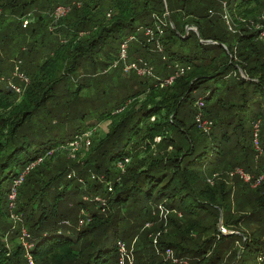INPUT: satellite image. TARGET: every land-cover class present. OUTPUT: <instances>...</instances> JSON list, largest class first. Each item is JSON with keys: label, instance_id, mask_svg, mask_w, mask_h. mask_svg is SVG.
Wrapping results in <instances>:
<instances>
[{"label": "trees", "instance_id": "16d2710c", "mask_svg": "<svg viewBox=\"0 0 264 264\" xmlns=\"http://www.w3.org/2000/svg\"><path fill=\"white\" fill-rule=\"evenodd\" d=\"M165 2L0 0V264H118L119 241L134 239L133 264H173L169 250L175 264L252 255L264 264V180L251 185L264 176V40L254 28L264 0ZM66 5L51 32V13ZM191 26L200 37L186 36ZM149 30L167 63L147 49ZM131 37V61L158 78L177 64L185 73L164 85L124 71L120 48ZM91 131V146L73 152ZM250 220L261 234H249ZM23 229L30 247L17 242Z\"/></svg>", "mask_w": 264, "mask_h": 264}, {"label": "built area", "instance_id": "2783aa9c", "mask_svg": "<svg viewBox=\"0 0 264 264\" xmlns=\"http://www.w3.org/2000/svg\"><path fill=\"white\" fill-rule=\"evenodd\" d=\"M72 10V6H58L57 8L54 9L53 13H51V18L53 19V21L57 22L60 21L61 19L67 17L70 12ZM31 17L32 15L29 14L27 16H24L22 18V26L23 28H27L29 26V24L31 23ZM262 22L264 23V14L261 17ZM258 28L260 33H259V38L264 40V24L261 27V24H258ZM147 36H150L153 39L154 33L152 31H147L146 33ZM131 39H133V37L129 38L127 42L122 44V59L126 58L127 55V49L129 46V43L131 41ZM145 64V66L143 68H139L138 65L136 64H131L129 65L127 68L128 69H132V70H136L138 71V73H140L141 71L143 72L141 75H145V76H152V70L153 68L151 66H149L146 62H143ZM135 67V68H133ZM154 72V71H153ZM185 73V69L180 67V66H176V71L175 74L172 75L171 77H169V79L165 82H163L164 85H170L174 82V80L179 77L182 76ZM148 74V75H147ZM15 76L19 77L22 81H25L27 83H29L28 78L19 71V66L16 67L15 69ZM153 78V77H151ZM12 88H14L18 93H21L22 90L21 88L17 87L14 84H11ZM198 121L201 123L200 126L204 129V130H209L210 129V123L207 121H202L201 118H198ZM93 132H87L79 137H77L71 144L70 147L72 148L73 152L79 150L80 147H82L83 145H86L87 147L91 146V137H92ZM237 174L240 175V177L247 183L251 182V176L248 175L247 173H245L242 170H238L236 172ZM264 180V176H261L258 180H256L254 183H252L251 185H253V187H256L260 184L261 181ZM109 191H112V187L109 188ZM11 197V198H10ZM10 199V204L12 206H14L15 204V200H16V192L13 191L11 193V195L9 196ZM12 199V200H11ZM96 200L100 201V198H96ZM23 231H25L23 229ZM29 235L27 234V232L25 231V235L24 238H28ZM157 241V239H155V242ZM24 245L26 247H30V245L28 244V242L26 241L24 243ZM118 252H119V261L118 264H133L135 257H134V253H133V249H129L128 245L125 242L119 241L118 243ZM172 251H168L167 252V257L169 254H171ZM169 258L174 262V263H178V259L174 258L172 255H169Z\"/></svg>", "mask_w": 264, "mask_h": 264}, {"label": "rangeland", "instance_id": "374dc122", "mask_svg": "<svg viewBox=\"0 0 264 264\" xmlns=\"http://www.w3.org/2000/svg\"><path fill=\"white\" fill-rule=\"evenodd\" d=\"M223 5H224V3H223ZM66 6H72V5H66ZM224 7H225V5H224ZM72 8H73V6H72ZM68 17V16H67ZM243 19V18H242ZM21 20V22H22V18L20 19ZM62 20V19H61ZM60 20V21H61ZM223 20L224 21H226V24L228 25V30L229 31H231V32H237V31H239V29H240V27H237V24H235V21L233 20V18L230 16V13L228 12V10H227V7H225V10L223 11ZM246 20H249V19H243V22H246ZM60 21H57V22H55V21H52L51 22V25H50V27H51V29L53 28L52 27V25L53 24H55V23H58V22H60ZM261 22V27H262V25L264 24L262 21H260ZM254 28L256 29V31H258L260 28H258V24H255V26H254ZM196 30H198L197 29V27H195V26H191V27H188L187 28V35L186 36H188V33L191 31V32H195L196 33ZM55 30H54V28H53V30H51V32H54ZM253 31H255V30H253ZM161 35L163 34V32L162 33H160ZM149 38H148V41L149 42H153L154 44H152V43H148V45H149V48H147V49H152L153 51H154V53L156 54L155 56H156V58L157 57H161L162 58V60H163V62H165V63H167L168 62V56H165L164 55V52H165V49H164V47H163V42L161 41V40H159V39H155L154 40V37H155V35L153 36V39L150 37V36H148ZM133 39H131V41H132ZM3 55V54H2ZM4 56V55H3ZM119 57H120V60H119V62L121 63V67H123V69H124V71L126 70V71H131V72H136V74L139 76V77H142V78H149V79H151L150 77H153V78H155V79H160V81H162V83L163 82H165L166 83V81L169 79V77H170V75L169 76H167V77H163V78H158L157 77V75H156V70L154 69V72H155V74H154V72H153V70H152V76H150V75H148V76H145V75H141L143 72L141 71L140 73H138V71H136V70H132V69H128L127 67L129 66V65H131V64H136V65H138L139 66V68L141 69V68H143L144 66H145V64L143 63V62H145V61H143V60H139V61H136V60H133V61H131L130 60V58H129V52H128V49H127V55H126V58L125 59H122V47L120 48V54H119ZM13 59V58H12ZM12 61V60H11ZM11 64H13V61L12 62H10ZM177 63H180V62H177ZM179 64H177V66H178ZM115 67H117V66H115ZM114 67V68H115ZM173 67L174 66H172L171 64H169V69L170 68H172L173 69ZM133 68H135V67H133ZM12 72H13V70H12ZM14 73V72H13ZM156 75V76H155ZM26 76V75H25ZM27 77V76H26ZM75 83H77V82H79L78 81V79H74L73 80ZM125 82H127V81H125ZM13 84V83H12ZM203 94L205 93V90H203V92H202ZM202 93H200V94H202ZM108 128H109V125L106 123V124H104V125H102L101 126V128H98V133H99V135H102L103 133H105V132H107L108 131ZM207 145L209 146V144L207 143ZM208 150V149H207ZM7 185H10V181H8L7 182ZM11 198V197H10ZM85 199H87V198H85ZM12 200V199H11ZM8 205L10 206L9 207V213H10V218H9V220H10V222H11V224H12V226H13V229L14 228H18V227H20L21 226V224H20V219H19V217L15 214V210H16V208H17V202H16V200H15V204H14V206H12L11 204H10V199H9V202H8ZM162 208H164V207H161V210H162ZM223 218V214L221 213V219ZM247 223V225L248 224H250V227H249V225H248V227H246V230H248L249 231V234H251V233H258V234H261L262 233V230L259 228V225H258V223L256 222V221H254V220H250V221H247L246 222ZM245 223V224H246ZM151 227V225L149 226V228ZM220 229H221V231L222 232H224L225 234H227V233H229V232H227V230L226 229H224L223 227H222V223L220 224ZM24 235H25V231H23V232H21V237H19V239L17 240V242L18 243H22L23 245H24V243L27 241V238H24ZM154 234H150L149 235V237H152ZM136 239H134L133 241H135ZM133 241H131V243H128L129 244V246L131 247L132 246V242ZM127 244V245H128ZM236 246H237V249H236ZM242 245H241V243H236V245H235V249L236 250H238L240 247H241ZM169 255H172L174 258H175V255L176 254H174L173 252L171 253V254H169ZM169 255H168V257L167 256H165V261H172L170 258H169ZM134 257H136L135 256V253H134ZM254 257V255H252V256H250V258H248V261L246 262V260H245V264H255L254 263V261L252 260V258ZM27 259L29 260L30 258H28L27 257ZM117 261H119V252H118V260ZM173 262V261H172ZM110 264H115V261H111L110 262ZM173 264H175L174 262H173Z\"/></svg>", "mask_w": 264, "mask_h": 264}, {"label": "water", "instance_id": "95a60500", "mask_svg": "<svg viewBox=\"0 0 264 264\" xmlns=\"http://www.w3.org/2000/svg\"><path fill=\"white\" fill-rule=\"evenodd\" d=\"M164 2H165V0H164ZM166 3V2H165ZM196 34L200 37V33H199V31L198 30H196ZM208 43H212V42H208ZM220 222H222V219L220 220ZM221 224V223H220Z\"/></svg>", "mask_w": 264, "mask_h": 264}]
</instances>
